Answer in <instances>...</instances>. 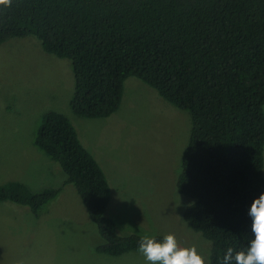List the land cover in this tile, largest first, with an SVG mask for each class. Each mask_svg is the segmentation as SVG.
<instances>
[{
	"label": "trees",
	"instance_id": "1",
	"mask_svg": "<svg viewBox=\"0 0 264 264\" xmlns=\"http://www.w3.org/2000/svg\"><path fill=\"white\" fill-rule=\"evenodd\" d=\"M35 38L67 59L74 75L70 107L78 117L108 118L137 78L191 116L176 189L189 231L211 243L210 264H223L254 239L249 208L264 193V0H9L0 5V45ZM35 148L66 175L58 189L0 188V201L38 214L73 186L102 242L95 251L139 252L141 235L119 233L107 214L108 178L70 119L43 115ZM162 240L163 235L153 236ZM235 264V261L232 262Z\"/></svg>",
	"mask_w": 264,
	"mask_h": 264
},
{
	"label": "rangeland",
	"instance_id": "2",
	"mask_svg": "<svg viewBox=\"0 0 264 264\" xmlns=\"http://www.w3.org/2000/svg\"><path fill=\"white\" fill-rule=\"evenodd\" d=\"M34 39L0 45V188L18 182L35 193L63 185L62 168L34 146L43 115L60 112L108 178L112 199L107 214L119 233L173 234L179 247L195 245L204 264H210L211 243L183 222L181 210L188 201L176 189L190 114L129 78L116 113L78 117L70 107L75 89L70 61L46 54ZM101 242L73 186H65L37 215L0 201V264H150L139 252L97 253Z\"/></svg>",
	"mask_w": 264,
	"mask_h": 264
},
{
	"label": "clouds",
	"instance_id": "3",
	"mask_svg": "<svg viewBox=\"0 0 264 264\" xmlns=\"http://www.w3.org/2000/svg\"><path fill=\"white\" fill-rule=\"evenodd\" d=\"M9 0H0V5H7ZM252 217L251 232L254 239L250 241L246 251H239L235 255L233 249L228 248L223 257V264H264V193L254 199L249 208ZM138 251L150 264H204L198 254L196 246L182 248L173 234H168L162 240L155 237L143 236L139 241Z\"/></svg>",
	"mask_w": 264,
	"mask_h": 264
}]
</instances>
